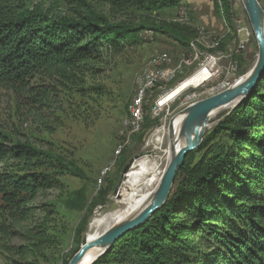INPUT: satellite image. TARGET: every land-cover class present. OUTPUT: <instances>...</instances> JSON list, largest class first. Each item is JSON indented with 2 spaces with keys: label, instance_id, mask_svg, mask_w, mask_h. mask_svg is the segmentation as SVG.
Instances as JSON below:
<instances>
[{
  "label": "trees",
  "instance_id": "1",
  "mask_svg": "<svg viewBox=\"0 0 264 264\" xmlns=\"http://www.w3.org/2000/svg\"><path fill=\"white\" fill-rule=\"evenodd\" d=\"M185 1L103 0L114 11L110 17L93 0H61L65 14L29 0H0V87H26L38 75L56 73L85 96L94 87L86 82L104 71V53L144 45L143 33L190 49L196 41L193 30L159 19ZM222 1L226 23L235 32L231 4ZM117 14L125 20H113ZM158 122L146 106L136 135L142 140ZM118 159L123 171L131 163L126 151ZM0 165V264L57 263L59 237L52 220H35L32 206L42 191L61 190L62 178L83 176L72 161L4 132ZM117 182L107 180L91 202L86 189L61 190L54 213L87 211L75 230V249L61 264H70L86 244L89 220L107 205ZM93 264H264V74L246 98L206 130L165 205Z\"/></svg>",
  "mask_w": 264,
  "mask_h": 264
},
{
  "label": "rangeland",
  "instance_id": "2",
  "mask_svg": "<svg viewBox=\"0 0 264 264\" xmlns=\"http://www.w3.org/2000/svg\"><path fill=\"white\" fill-rule=\"evenodd\" d=\"M258 1L264 10V0ZM29 2L55 13H68V8L61 0ZM93 4L110 17L114 15V11L106 7L103 0H93ZM230 4L237 22L235 32L221 17L215 0H187L177 9L163 13L160 20L176 22L181 18V25L194 31V47L183 48L165 36L152 32L143 33L141 37L146 40L144 45L120 53H104V71L86 82V85L94 87H90L85 96L56 73L38 75L26 87H0V132L17 141L29 142L45 151L63 156L72 161L78 173L83 176L68 175L62 178L63 194L86 189L91 202L97 196L100 186L105 185L107 180L118 181L107 205L94 210L85 234L86 242L88 236L96 231L92 228L93 222L119 208L116 196L124 175L133 162L139 158L157 157L152 148L146 147L150 135L191 105L233 88L256 65L259 47L243 0H232ZM125 18L126 16L117 14L113 20L121 21ZM218 41L220 47L214 50V44ZM242 42H247L246 50L233 59L232 55ZM162 54H168L172 60L170 64L161 66L162 70L174 69L182 60L193 59L196 54H199V59L187 71L185 79L168 85L165 90L157 89L154 92L148 107L151 106L153 118L159 119L158 125L142 140L136 134L128 140L125 122L129 119V108L137 92L136 79L145 72L153 56ZM210 54L221 57L216 76L160 107L161 101L189 79L199 68L198 64L204 63L205 57ZM235 61L238 64L237 72L229 74ZM95 86H98L96 91ZM230 110H223L212 119L207 130ZM122 151H126L131 158L125 173L118 165V157ZM3 168L0 165V170ZM61 190L42 191L32 206L34 219L52 220L53 229L59 237L55 255L57 263L53 264H61L60 259L71 256L76 246L75 230L87 215V211L64 209L59 210V215L54 213L58 210L55 206L60 204Z\"/></svg>",
  "mask_w": 264,
  "mask_h": 264
},
{
  "label": "bare ground",
  "instance_id": "3",
  "mask_svg": "<svg viewBox=\"0 0 264 264\" xmlns=\"http://www.w3.org/2000/svg\"><path fill=\"white\" fill-rule=\"evenodd\" d=\"M250 75L251 73L243 77L237 83V86L246 82ZM208 79L209 76L202 73L190 77L173 89L161 101L160 107L175 101L187 90L198 88L200 84ZM232 106L215 110L210 115L209 121L218 116L223 110L231 109ZM186 117L187 111L185 110L150 135L146 147L147 149L152 148L157 157L154 159L139 158L133 162L127 173H125L116 196L119 208L103 219L93 222L92 228L96 231L88 236L86 243H91L109 230L137 219L154 204L171 164L180 151L189 144L188 135L183 130ZM102 251V249L91 250L82 258L79 264H92L101 255Z\"/></svg>",
  "mask_w": 264,
  "mask_h": 264
},
{
  "label": "water",
  "instance_id": "4",
  "mask_svg": "<svg viewBox=\"0 0 264 264\" xmlns=\"http://www.w3.org/2000/svg\"><path fill=\"white\" fill-rule=\"evenodd\" d=\"M243 3L259 47V58L254 68L250 71V77L243 84L236 85L186 109L187 117L183 130L188 135L189 144L180 151L171 164L154 204L137 219L131 220L118 228L111 229L93 242L83 245L70 264H79L82 258L93 249H102L103 251L100 255L102 256L125 234L147 223L152 215L165 205L173 188L175 178L180 168L184 165L186 157L200 147L209 126L210 115L215 110L230 105H233L231 109L235 108L257 86L264 74V10L258 0H243ZM127 170L128 167L124 170V173Z\"/></svg>",
  "mask_w": 264,
  "mask_h": 264
},
{
  "label": "built area",
  "instance_id": "5",
  "mask_svg": "<svg viewBox=\"0 0 264 264\" xmlns=\"http://www.w3.org/2000/svg\"><path fill=\"white\" fill-rule=\"evenodd\" d=\"M232 3V0H228ZM220 15L225 20V12L223 8V1L217 0ZM235 24L236 20L233 19ZM176 22L182 23L180 18ZM247 42H242L239 48L232 55L233 59H236L238 56L242 55L246 50ZM194 47V42L191 44ZM220 47L219 41L214 44L213 49L217 50ZM199 59V54H196L195 58H189L182 60L178 66L174 69L162 70L160 67L164 64H170L171 58L168 54H162L158 56H153L143 74L137 77V92L133 98L132 104L129 108V119L125 122V130L128 131V140L132 135L140 133L145 120V109L148 106V103L154 96V92L158 89L165 90V88L172 84L177 83L179 79H185L187 76V71L195 65V62ZM221 60V57H218L215 54H210L205 57L204 63L198 64L199 68L191 76L193 77L196 74L202 73L206 76H209L210 80L216 76V68L218 67V62ZM238 64L235 61V65L232 66V69L229 74H234L237 72ZM207 80L210 81V80Z\"/></svg>",
  "mask_w": 264,
  "mask_h": 264
}]
</instances>
